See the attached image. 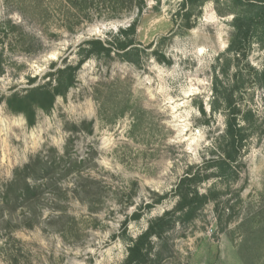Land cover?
<instances>
[{"label": "rangeland", "instance_id": "374dc122", "mask_svg": "<svg viewBox=\"0 0 264 264\" xmlns=\"http://www.w3.org/2000/svg\"><path fill=\"white\" fill-rule=\"evenodd\" d=\"M179 3L144 0L140 13L101 5L77 20L66 0H0V95L23 91L32 77L41 83L52 63L74 65L84 40H105L135 19L142 54L139 65L114 53L86 59L32 126L0 103V264H120L128 238L171 210L187 168L211 156L225 124L224 113L210 108L213 67L225 80L216 57L227 47L232 15L208 0L185 29L172 20ZM247 59L261 69L264 50L253 45ZM239 103L264 129V90L247 87ZM38 154L52 159L45 177L29 179L40 193L6 203L4 185ZM242 161L229 188L213 177L198 185L204 194L215 185L217 201L236 204L226 229L218 231L211 200L155 240L163 251L156 264H264V131L250 138ZM156 196L163 199L154 203Z\"/></svg>", "mask_w": 264, "mask_h": 264}, {"label": "trees", "instance_id": "16d2710c", "mask_svg": "<svg viewBox=\"0 0 264 264\" xmlns=\"http://www.w3.org/2000/svg\"><path fill=\"white\" fill-rule=\"evenodd\" d=\"M70 7L76 10L77 20L80 12L89 11L85 15L90 18L91 11L102 8L117 11L122 6H136L139 13L144 8V0H66ZM208 0H180L179 6L173 14V22L188 29L192 25V17L200 13L201 6ZM221 4L223 13L232 15L230 25L232 32L226 49L216 57L222 77L216 74L213 67L212 111L221 110L225 116L223 132L209 148L211 156L204 158L201 165L189 166L184 175L174 187L176 196L175 205L171 210L149 220L147 228L135 238H128L127 255L120 264H156L162 258L163 251L155 247V240L161 241L177 223L185 224L198 216L200 209L209 201H215L214 213L218 231H224L228 224L236 217V204L217 201L219 192L214 191L215 185L200 193L198 185L213 177L220 185L229 188V185L238 179L242 164V155L247 150V144L254 133L262 135L263 123L258 122L256 114L251 108L239 103L247 87L256 85L264 90V63L261 69L254 68L247 57L253 45H258L264 50V0H211ZM126 7V8H127ZM217 7V6H216ZM217 10V8H216ZM98 11V10H96ZM219 13L221 11L217 10ZM69 30L71 26L67 27ZM136 32V19L126 28H119L105 40L90 38L79 45L78 61L72 65L64 62L56 67L52 63L51 71L43 77L44 81L33 85L35 77L28 80L29 87L23 91H13L8 95H0V103H4L8 110L15 114L23 115L28 126L36 120L38 111H48L53 106L57 96H63L74 84L80 65L89 58H111L114 53L134 65H139L142 54L135 46L133 38ZM156 51V50H155ZM153 52L157 54V52ZM156 59L161 61L162 55ZM1 63V62H0ZM231 67L234 72L229 74ZM204 114L203 108L199 107ZM90 125V123H88ZM52 159H43L38 154L16 169L14 178L4 185L1 191L2 199L9 203L10 197L24 198L27 201L40 193V185H31L30 177L40 179L45 177L48 169H52ZM44 169V170H43ZM40 170L43 172L39 174ZM211 170V172H205ZM37 171V173H36ZM220 191V190H219ZM163 196H156L154 203L160 202ZM149 207V205H148ZM138 217L139 214H134Z\"/></svg>", "mask_w": 264, "mask_h": 264}]
</instances>
